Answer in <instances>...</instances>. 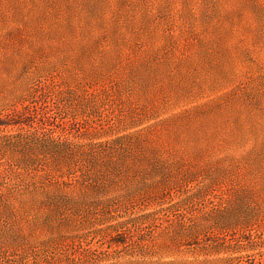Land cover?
Instances as JSON below:
<instances>
[{
  "label": "rangeland",
  "instance_id": "374dc122",
  "mask_svg": "<svg viewBox=\"0 0 264 264\" xmlns=\"http://www.w3.org/2000/svg\"><path fill=\"white\" fill-rule=\"evenodd\" d=\"M0 264H264V0H0Z\"/></svg>",
  "mask_w": 264,
  "mask_h": 264
},
{
  "label": "trees",
  "instance_id": "16d2710c",
  "mask_svg": "<svg viewBox=\"0 0 264 264\" xmlns=\"http://www.w3.org/2000/svg\"><path fill=\"white\" fill-rule=\"evenodd\" d=\"M24 123L22 121H12L11 123H8L7 126L10 127H18L22 128V125ZM19 129V134L14 135V136H8V138L14 140L16 144L20 142H25L30 146H33L34 148L40 150H44L46 152L50 151H57L58 153H64L65 148H66V143H63L60 139H58L55 136H51L49 138H44L41 137L40 135L35 134L34 132H25L21 133L22 131ZM33 131V130H31ZM38 163V157L34 158L31 163L29 164V167L32 168L33 170H36L38 168L37 166ZM59 176V181L57 184L62 185L63 184V177H64V172L61 171L58 173Z\"/></svg>",
  "mask_w": 264,
  "mask_h": 264
}]
</instances>
